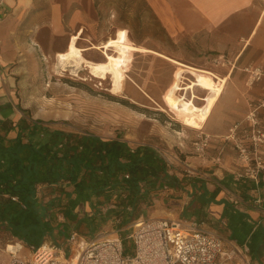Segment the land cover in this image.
Instances as JSON below:
<instances>
[{"label":"crops","instance_id":"crops-1","mask_svg":"<svg viewBox=\"0 0 264 264\" xmlns=\"http://www.w3.org/2000/svg\"><path fill=\"white\" fill-rule=\"evenodd\" d=\"M94 2L95 0H1L0 119H11L14 124L23 118L17 105L23 109L27 108L19 101L17 83L19 80L27 79L21 76L26 72L25 66L36 64L39 54L47 57L53 52H59L58 48L63 45L66 48L69 38L79 31L81 35L79 40L77 39V44L90 42L83 38V34L86 33L88 39L92 38L90 34L95 32L97 10L103 9L101 2L97 7ZM146 2L171 38L179 33L213 34L217 49L232 52L231 73L229 71L222 78L227 82L225 86L223 85L222 94L220 93L221 96L227 97L228 113L242 117L247 101L253 102L257 107L259 98L264 96V90L260 88L264 84V79L260 86L249 88L245 95L243 84L233 73V69L236 64L240 67L248 65L264 67V36L259 38L250 53L243 51L247 43L246 48L250 47V37L253 33L255 37L263 23L264 0H146ZM105 12L110 17L117 14L114 7H107ZM250 26L249 34L243 42L231 43L233 31ZM57 40H60L61 44H54ZM257 111L264 127V102ZM223 119L222 116L217 122V130L220 129L222 132ZM220 130L217 134H220ZM16 133L17 128L14 127L8 136L14 137ZM219 149L220 151L206 157L191 155L183 161H173L163 156L169 163L168 173L174 176V180L167 183L155 180L148 185L149 197L147 196V202L139 206V216L136 219H146L144 211L147 210L148 218H169L195 223L198 228L219 236L225 250L231 247L237 250L236 254L221 258L220 264H264V164L262 168L257 166L243 168L245 167L243 162L234 153H223L224 142L220 143ZM247 169H254L256 172L249 175ZM65 185L66 191L72 190L68 183ZM108 206L110 208H106L102 214L101 209L95 211L96 207L87 201H81L73 212L79 221L87 216L93 218L106 214V217L110 218L113 205ZM71 219L69 216L64 217L61 212L54 216L53 224L61 227L63 231L65 225L71 227L64 232L65 235L62 233L64 241L72 231L84 237L81 228L76 230L75 225L78 221L72 225L74 221ZM119 219L121 223V218ZM60 236V231L54 230L41 244H63L64 242L61 243L57 239ZM100 236L99 234L98 237ZM109 236L118 235L112 232ZM17 240L15 250L19 246L22 247L21 243L25 244L24 241Z\"/></svg>","mask_w":264,"mask_h":264},{"label":"rangeland","instance_id":"rangeland-1","mask_svg":"<svg viewBox=\"0 0 264 264\" xmlns=\"http://www.w3.org/2000/svg\"><path fill=\"white\" fill-rule=\"evenodd\" d=\"M115 19L116 17H106L98 27L96 23L95 32L90 34L91 39H88L86 33L83 34V38L90 42L85 41L77 45L81 47L102 44L105 39L113 38L118 31L121 33V42L137 45L130 38L128 29ZM116 28L118 29L115 33ZM250 28L251 26L233 31L231 43L243 42ZM173 36L174 45L167 48V44L146 39L141 46L152 51L124 50L121 67L126 76L122 89L116 93H110L109 77L106 79L92 77L86 68H78L75 72L70 68L63 70L57 63L56 52L47 57L39 54L36 64L25 66L26 72L21 76L27 79L19 80L17 83L19 101L29 110L32 117L48 122L50 128L92 132L103 138L119 137L133 145L150 144L162 156L173 161H183L191 155L206 157L220 151V143L224 142L223 153H234L243 162L245 166L243 168L256 166L255 158L263 165L264 127L261 125L257 110L264 102V96L259 98L257 107L245 98L247 101L245 112L239 118L237 114L228 113L227 97L220 95L202 128L188 127L180 122L179 109L168 95L175 74L181 67L175 61L209 71L217 77V82H221L220 79L229 73L232 67L230 62L232 52L217 49L213 34L179 33ZM253 36L254 33L250 37V47L246 48L247 43L243 49L247 54L253 50L259 38L264 36V19L255 37ZM60 42L57 40L54 44H61ZM64 50L63 45L57 51ZM107 52L113 53L110 48ZM83 55L92 61L104 59L100 48H91L83 52ZM233 73L243 84L245 95L249 88L258 86L264 79V67L261 65L240 67L236 64ZM183 76L181 86H185L193 79L188 72H184ZM226 82L225 79L222 80L224 86ZM260 88L264 90V84ZM192 92L197 96L195 103L201 105L203 103L201 98L206 94L201 88L193 86L192 90L182 89L178 93L190 97ZM222 116L223 132L217 130V122ZM219 130L221 132L217 134ZM246 156L248 159H245ZM108 205L110 204L100 207L102 214L106 208H110ZM144 215L148 218L149 212L144 211ZM71 220L74 221L72 225L78 221L75 225L76 230L81 228V233L88 239L98 237L99 234L110 237L109 233L113 232L114 235L122 237L125 252H131L132 244L127 236L132 230L133 220L121 224L119 217L113 212L110 213V218L87 216L82 221L73 214ZM64 227V231L61 227L56 228L60 231L61 236L57 239L61 243L65 239L64 232L71 228L66 225ZM17 242L18 240L7 232L0 231V263L8 260L9 252L15 250ZM21 245L18 251L20 256L28 254L29 246L22 243Z\"/></svg>","mask_w":264,"mask_h":264},{"label":"trees","instance_id":"trees-1","mask_svg":"<svg viewBox=\"0 0 264 264\" xmlns=\"http://www.w3.org/2000/svg\"><path fill=\"white\" fill-rule=\"evenodd\" d=\"M100 2L97 27L109 17L105 9L114 7L116 22L128 29L135 44L152 39L166 48L174 45L146 0H95V6ZM17 108L21 120L0 119V231L26 245H40L59 228L53 224L56 213L72 217L81 201L95 211L112 204L113 214L126 224L139 216L151 182L174 180L168 161L150 144L50 128L28 109ZM14 127L17 133L9 137Z\"/></svg>","mask_w":264,"mask_h":264},{"label":"built area","instance_id":"built-area-1","mask_svg":"<svg viewBox=\"0 0 264 264\" xmlns=\"http://www.w3.org/2000/svg\"><path fill=\"white\" fill-rule=\"evenodd\" d=\"M255 162L257 168L263 167L257 158ZM246 172L251 175L256 170ZM131 226L127 236L132 244L130 253L125 252L120 236L86 239L72 231L63 244L30 245V251L23 256L18 252L20 246L0 264H220L221 258L237 253L234 247L225 250L219 236L195 223L138 218Z\"/></svg>","mask_w":264,"mask_h":264},{"label":"bare ground","instance_id":"bare-ground-1","mask_svg":"<svg viewBox=\"0 0 264 264\" xmlns=\"http://www.w3.org/2000/svg\"><path fill=\"white\" fill-rule=\"evenodd\" d=\"M80 35L81 31L73 34L69 38L65 50L56 53L55 56L58 65L63 70L70 68L73 72H75L78 68H86L92 77L99 79H106L109 77L111 79L110 93L119 92L123 87V79L126 76L121 67L123 51H152L142 47L141 45H131L121 42L120 31H118L113 38L104 41L102 44H91L88 47H79L77 45V39ZM91 48H100L104 57V59L102 58L103 61H92L84 57L83 52ZM108 48H110L113 53L107 52ZM175 62L180 64L181 67L175 74V80L169 88L168 95L173 104L179 109L180 122L183 125L202 128L210 115L213 105L222 91L223 79H220L221 82H217V77L212 75L209 71H205L178 61ZM184 72H188L193 79H190L189 83L185 86H181L180 82L184 78ZM193 86H197L206 91V94L201 98L203 101L201 105L195 103L197 96L193 92L190 97H187L185 94L183 95L178 93L179 90L182 89L189 88L192 90ZM10 247L11 246L9 245V248Z\"/></svg>","mask_w":264,"mask_h":264}]
</instances>
